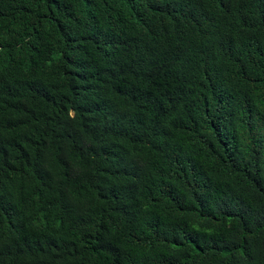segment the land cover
I'll use <instances>...</instances> for the list:
<instances>
[{
    "label": "trees",
    "instance_id": "1",
    "mask_svg": "<svg viewBox=\"0 0 264 264\" xmlns=\"http://www.w3.org/2000/svg\"><path fill=\"white\" fill-rule=\"evenodd\" d=\"M0 264H264V0H0Z\"/></svg>",
    "mask_w": 264,
    "mask_h": 264
}]
</instances>
